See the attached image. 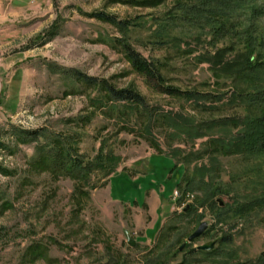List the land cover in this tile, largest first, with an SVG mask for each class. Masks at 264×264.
Masks as SVG:
<instances>
[{"label":"rangeland","instance_id":"1","mask_svg":"<svg viewBox=\"0 0 264 264\" xmlns=\"http://www.w3.org/2000/svg\"><path fill=\"white\" fill-rule=\"evenodd\" d=\"M194 1L0 0V264H244L264 251V209L222 222L225 211L213 206L236 193L260 194L264 158L221 156L214 183L234 192L207 201L195 169L211 163L194 154L206 150L208 138L193 141L160 121L153 132L158 152L141 132L142 119L120 118L121 103L99 106L105 91L83 86L75 74L136 90L150 108L196 124L242 115L227 102L237 85L195 57L211 49L208 41L170 19L176 5ZM97 14L136 25L120 28ZM122 41L160 61L167 86L222 94L223 101L211 96L200 109L159 93L128 61ZM39 130L35 140L21 134ZM42 145L51 154L71 147L84 161L103 148L120 163L110 177L96 171L80 193L76 180L39 161ZM187 157L193 161L184 165ZM204 221L209 230L189 242ZM229 233L232 243L222 244ZM212 242L219 254L206 257L198 246Z\"/></svg>","mask_w":264,"mask_h":264},{"label":"trees","instance_id":"2","mask_svg":"<svg viewBox=\"0 0 264 264\" xmlns=\"http://www.w3.org/2000/svg\"><path fill=\"white\" fill-rule=\"evenodd\" d=\"M173 11L174 14L170 16L171 20H178L183 25L197 30L199 34L197 38L201 41L205 38V41L211 45L209 51L195 57L199 62L209 65L214 77L230 79L237 85L227 102L242 107L244 109L242 115L196 124L197 122L184 120L179 114L160 112L150 108L146 98L136 90L119 89L105 79L77 72L75 74L83 86L89 88L99 86L105 91V97L98 99L99 106L105 107L109 102L121 103L120 118L128 117V122L132 119L137 122L139 118L142 119L141 132L144 137L152 141V145L158 152H162V148L155 140L153 132L154 127L160 121L167 128L173 129L174 133L184 134L193 141L208 138L206 150L196 152L194 155L196 159L208 158L211 164L208 166L203 163L195 169V173L200 179L199 183L205 189L207 201H213L219 195L230 197L234 191L225 188L220 183H214V178L221 169L219 158L238 155L246 159L264 158V26L262 24L264 0H196L192 3L176 5ZM97 17L120 28L136 25L106 14H97ZM172 39L181 45L185 42H182L181 38ZM222 41L226 42L219 47ZM121 46L133 68L144 76L159 93L192 100L200 109L208 108L205 103L211 96H215L214 98L218 101H223L222 94L184 91L167 86L166 79L161 72L160 61L146 58L127 41H122ZM241 84H246L248 89L239 87ZM42 131H24L21 134L24 138L35 140L40 137ZM38 151L39 161L44 163V167L57 176L63 175L76 180V190L80 193L84 186L91 184L92 175L96 171L102 172L105 177H110L117 171L120 163V157L111 152L105 154L103 148L91 161L75 157L71 147L60 148L59 146L54 151L55 154H51L53 150L42 145ZM181 152L182 150H177L175 156ZM183 160L184 165L193 161L189 157ZM231 199L232 202L225 206L220 205L221 200L213 202V206L219 205L220 211H225L226 215L222 214L224 218L222 222L244 219L254 210H263L264 184L260 194L251 199H243L238 193ZM220 241L222 244H230L233 241V235L229 233ZM201 252L206 257L219 254L218 249ZM244 264H264V251L256 260H249Z\"/></svg>","mask_w":264,"mask_h":264},{"label":"water","instance_id":"3","mask_svg":"<svg viewBox=\"0 0 264 264\" xmlns=\"http://www.w3.org/2000/svg\"><path fill=\"white\" fill-rule=\"evenodd\" d=\"M220 204L223 205V202L220 201ZM190 209V205H188L185 208V211H188ZM209 230V223L204 221L202 222L199 227L189 236L188 241L193 242L195 240L200 239L205 235V233ZM128 235V232H126ZM129 243L131 245H135V241L129 238ZM216 243L212 242L211 244H203L198 246V249L203 250V251H212L215 248ZM186 247V244L182 245L179 249L182 251Z\"/></svg>","mask_w":264,"mask_h":264}]
</instances>
